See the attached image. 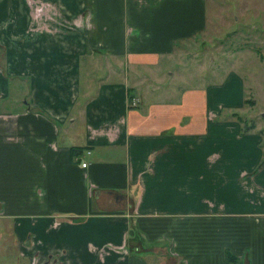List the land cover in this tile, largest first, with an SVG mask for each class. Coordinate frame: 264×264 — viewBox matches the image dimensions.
I'll return each instance as SVG.
<instances>
[{"label": "crops", "instance_id": "crops-1", "mask_svg": "<svg viewBox=\"0 0 264 264\" xmlns=\"http://www.w3.org/2000/svg\"><path fill=\"white\" fill-rule=\"evenodd\" d=\"M205 20L204 0H0V259L264 264L262 138L216 122L240 96L157 82ZM81 57L108 75L89 95ZM132 82L151 99L127 106Z\"/></svg>", "mask_w": 264, "mask_h": 264}, {"label": "rangeland", "instance_id": "rangeland-1", "mask_svg": "<svg viewBox=\"0 0 264 264\" xmlns=\"http://www.w3.org/2000/svg\"><path fill=\"white\" fill-rule=\"evenodd\" d=\"M204 1V27L188 39L178 41L171 56L159 61L157 71L163 75L157 81L158 86L166 91L172 89V92L208 88L209 96L213 92L224 103L233 102L239 95L242 105L239 108L223 106L216 122L231 120L229 117L233 118V115L229 111L235 112L242 128L261 136L264 153V117L261 116L264 113V0ZM87 59L81 57L79 61V86L84 95L93 92L94 80L108 77L104 72L105 64H99V58H95L97 62L93 60L90 63V69L85 64ZM229 71L237 77L239 86L228 75L225 76ZM125 74H129L128 66ZM85 82H91L87 84L86 94ZM129 86H133V82ZM144 88L152 89V85L143 83L139 87H130L127 106H132V96L143 97ZM144 98L147 102L151 99L150 94L146 92ZM104 248L100 252L102 258L109 252L104 251L106 245ZM53 257L48 259V264L66 262ZM0 260L4 264L9 262L3 256Z\"/></svg>", "mask_w": 264, "mask_h": 264}, {"label": "trees", "instance_id": "trees-1", "mask_svg": "<svg viewBox=\"0 0 264 264\" xmlns=\"http://www.w3.org/2000/svg\"><path fill=\"white\" fill-rule=\"evenodd\" d=\"M229 114H230V113H229ZM229 114H228V115H229ZM231 114L233 115V118H232V116L230 115V117H229L230 119H233V120L237 121L238 123L241 122V121H240V118L238 117L237 114H235V112H231ZM217 119H218V118H217ZM239 125H241V123H240ZM239 131H240V133H242V134L248 132V130H245L244 128H242V126H240ZM74 151H75V150H74ZM72 155H73V154H72ZM263 165H264V153H262V158L260 159V161H259V163H258V166L255 168L254 171H256L258 168H260V167L263 166Z\"/></svg>", "mask_w": 264, "mask_h": 264}, {"label": "built area", "instance_id": "built-area-1", "mask_svg": "<svg viewBox=\"0 0 264 264\" xmlns=\"http://www.w3.org/2000/svg\"><path fill=\"white\" fill-rule=\"evenodd\" d=\"M134 103H135V100H132V104H131V105L134 106ZM85 165H86L85 162H81V163H80V166H81V167H85Z\"/></svg>", "mask_w": 264, "mask_h": 264}, {"label": "flooded vegetation", "instance_id": "flooded-vegetation-1", "mask_svg": "<svg viewBox=\"0 0 264 264\" xmlns=\"http://www.w3.org/2000/svg\"><path fill=\"white\" fill-rule=\"evenodd\" d=\"M48 261V260H47ZM46 260H44L42 263H40V264H48V262H47ZM31 264H32V262H30Z\"/></svg>", "mask_w": 264, "mask_h": 264}, {"label": "water", "instance_id": "water-1", "mask_svg": "<svg viewBox=\"0 0 264 264\" xmlns=\"http://www.w3.org/2000/svg\"><path fill=\"white\" fill-rule=\"evenodd\" d=\"M261 116L264 117V113H261Z\"/></svg>", "mask_w": 264, "mask_h": 264}]
</instances>
